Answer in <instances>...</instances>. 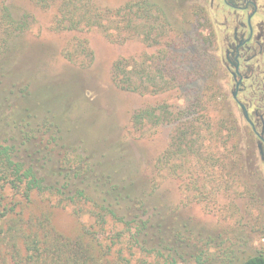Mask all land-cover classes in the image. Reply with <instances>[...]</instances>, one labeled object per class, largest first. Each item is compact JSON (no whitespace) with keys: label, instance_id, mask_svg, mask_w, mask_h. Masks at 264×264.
Returning a JSON list of instances; mask_svg holds the SVG:
<instances>
[{"label":"rangeland","instance_id":"rangeland-1","mask_svg":"<svg viewBox=\"0 0 264 264\" xmlns=\"http://www.w3.org/2000/svg\"><path fill=\"white\" fill-rule=\"evenodd\" d=\"M10 1L16 16H27V28L9 40L10 50L1 60L0 132L6 136L17 133L23 121L18 123L16 113L32 124L44 119L49 133L60 137L56 145H49L54 166L60 165L58 161L65 154L69 158L80 154L106 173L161 198L160 207L169 222L186 223L191 233H185L189 245L208 243L212 264H221L225 253L233 263L256 254L264 256V183L243 132L233 130L235 125L215 101L217 61L211 44L190 48L191 53L197 49L194 53L204 60V76L156 95L125 91L112 79L114 61L121 57L141 59L154 48L139 38L113 41L98 29L86 33L58 30L52 7H40L32 0ZM125 1L93 0L108 8ZM195 2L166 0L170 23L192 25L187 22ZM194 25L199 26V32H207L205 24L198 21ZM171 31L170 27V38L175 35ZM78 36L87 40L91 55H79L75 62H69L64 51ZM193 99L197 112L179 118L177 113L184 114ZM158 103L167 104L179 119L157 125L133 123L137 110ZM30 108L34 112L27 110ZM194 119L198 135L187 139L198 138L199 155L187 153L183 163L173 167L175 171L160 169L158 159L170 148L176 128L188 126ZM232 143L240 153L236 166H232L228 150ZM12 193L7 188L2 192L9 204L17 203L11 216L18 220L7 222L12 228L9 235L21 252L24 242L37 235L47 241L80 242L85 248L89 243L98 244L94 253L99 264L162 263L151 258L145 263L138 258L126 226L108 217L105 223H98L84 201L62 200L47 193H31L24 199ZM0 264L40 263H15L7 255ZM179 264L195 263L186 256Z\"/></svg>","mask_w":264,"mask_h":264},{"label":"trees","instance_id":"trees-1","mask_svg":"<svg viewBox=\"0 0 264 264\" xmlns=\"http://www.w3.org/2000/svg\"><path fill=\"white\" fill-rule=\"evenodd\" d=\"M32 1L40 7L54 9L53 23L58 30L86 33L98 29L113 41L139 38L145 45L154 48L153 52L144 54L141 59L121 57L114 61L112 79L122 90L156 95L202 77L207 70L204 60L195 54L197 49L191 53L190 48L204 42L208 46V38L199 32V26L194 25L198 23L194 15L187 22H192V25L187 27L170 23L166 0H126L116 8L99 6L93 0ZM170 27L175 33L171 38ZM26 28L27 16H16L11 1L0 0V69L3 67L2 58L10 50L9 40ZM64 55L69 62H75L79 55H91L87 40L76 37ZM196 104L194 99L189 102L184 114L177 113L179 118L196 113ZM27 110L34 112L32 108ZM16 114L18 123L23 121L17 133L6 136L5 132H0V261L5 262L6 256L10 255L15 263L100 262L94 253V246L98 244L89 243L85 248L80 242L47 241L37 235L24 242L21 252L9 235L12 228L7 221L18 219L11 216L17 203L9 204L2 194L7 188L24 199H29L31 193H47L57 195L62 200L76 199L88 203L98 223H105L108 217L126 226L128 241H132L138 258L144 259L145 263L151 258L161 260V264H179L188 256L195 264H212L214 257L207 253L208 243L189 245V237H185V233H191L186 223L169 222L160 207L161 198L114 173H106V169L92 165L80 154H73V158L65 154L58 161L60 165L54 166L49 145H56L60 137L49 133L46 120L40 119L32 124L20 119L22 116L19 113ZM179 118L167 104L158 103L137 110L132 121L135 125L147 122L157 125ZM194 121L188 126L184 124L176 128L170 148L158 159L160 169L175 171L173 167L183 163L187 153L195 157L199 155L198 138L187 139L198 135V126ZM67 146L73 148L69 145L64 148ZM228 150L232 156V166H236L240 153L234 143L230 144ZM13 230L18 231V228ZM22 230L19 232L24 237L26 233ZM233 262L226 253L221 260V264H264V256L256 254L239 263Z\"/></svg>","mask_w":264,"mask_h":264},{"label":"flooded vegetation","instance_id":"flooded-vegetation-1","mask_svg":"<svg viewBox=\"0 0 264 264\" xmlns=\"http://www.w3.org/2000/svg\"><path fill=\"white\" fill-rule=\"evenodd\" d=\"M191 7L217 61L215 101L243 132L264 183V0H196Z\"/></svg>","mask_w":264,"mask_h":264}]
</instances>
